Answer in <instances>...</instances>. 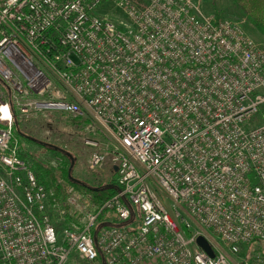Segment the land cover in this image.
I'll return each mask as SVG.
<instances>
[{"label":"built area","instance_id":"built-area-1","mask_svg":"<svg viewBox=\"0 0 264 264\" xmlns=\"http://www.w3.org/2000/svg\"><path fill=\"white\" fill-rule=\"evenodd\" d=\"M54 113L91 119L89 162L116 176L70 223L16 128ZM254 241L264 47L241 22L199 0H0V264H242Z\"/></svg>","mask_w":264,"mask_h":264},{"label":"rangeland","instance_id":"rangeland-1","mask_svg":"<svg viewBox=\"0 0 264 264\" xmlns=\"http://www.w3.org/2000/svg\"><path fill=\"white\" fill-rule=\"evenodd\" d=\"M199 2L202 11L206 14L221 15L241 22L246 31L264 47V33L251 24L248 18L233 9L231 0H199ZM89 121L91 119L88 117L73 118L63 113H54L51 122H47L41 116H22L16 121L17 131L21 129L25 133L19 134L27 150L25 156L32 162L34 168L38 163L44 171L51 169L49 172L55 174L56 181L67 189V196L58 199L60 205L67 208L66 223L79 219L84 212L98 205L101 201L95 200L91 189L104 186L113 179V172L107 164L92 167L89 162L93 152V147L85 142L88 136H92V132L87 129ZM67 174L71 180L80 181L85 187L79 188L69 182ZM47 177L52 178L50 174H47ZM70 187L74 188L69 190ZM49 190L55 196V188L51 187ZM72 197H75L72 199L74 202L71 200ZM53 216L58 218L59 214L54 211ZM258 253L264 254L263 241L241 245V263L255 264L254 257L256 255L259 257ZM66 264L90 263L74 253Z\"/></svg>","mask_w":264,"mask_h":264},{"label":"trees","instance_id":"trees-1","mask_svg":"<svg viewBox=\"0 0 264 264\" xmlns=\"http://www.w3.org/2000/svg\"><path fill=\"white\" fill-rule=\"evenodd\" d=\"M233 4V9H235L242 16L248 18L251 24L257 27L261 32L264 33V0H231ZM24 155L27 153L24 152ZM35 171L38 177V180L43 183L48 189L54 187L56 190L55 197L56 199H61L62 197L67 196V189L64 188L56 181V176L53 172H49V169L44 171V168L38 163L36 164ZM46 173H44V172ZM68 173V171H67ZM47 174H50L52 178H48ZM68 181L75 184L79 188H84L80 181L71 180L70 176L67 174ZM116 176L113 175L111 182L107 183L104 186L91 189V192L97 201H102L105 198L113 195L117 191L115 184Z\"/></svg>","mask_w":264,"mask_h":264},{"label":"water","instance_id":"water-1","mask_svg":"<svg viewBox=\"0 0 264 264\" xmlns=\"http://www.w3.org/2000/svg\"><path fill=\"white\" fill-rule=\"evenodd\" d=\"M117 168V167H115ZM197 241L198 243L204 248L206 249L211 255H214V250L213 247L209 241V239L204 235V234H200L197 237Z\"/></svg>","mask_w":264,"mask_h":264},{"label":"crops","instance_id":"crops-1","mask_svg":"<svg viewBox=\"0 0 264 264\" xmlns=\"http://www.w3.org/2000/svg\"><path fill=\"white\" fill-rule=\"evenodd\" d=\"M17 120H18V118H17ZM19 132L22 133V134H25L21 129L19 130Z\"/></svg>","mask_w":264,"mask_h":264}]
</instances>
